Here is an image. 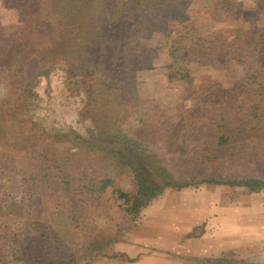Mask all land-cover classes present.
I'll use <instances>...</instances> for the list:
<instances>
[{
  "label": "trees",
  "instance_id": "1",
  "mask_svg": "<svg viewBox=\"0 0 264 264\" xmlns=\"http://www.w3.org/2000/svg\"><path fill=\"white\" fill-rule=\"evenodd\" d=\"M36 1L34 18L50 23L51 30L44 34L34 32L29 21L22 31L30 39L33 50L30 56L35 57L40 67L38 75L60 69L71 77L91 76L95 86L89 92V101L99 109L93 114L90 125L84 123L82 131L74 127L57 133L44 130L39 137L34 133L30 137L23 133V140L17 137V141L14 137L19 134L17 127L20 124L15 121L10 124L9 120L8 136L0 143V175L3 179L20 183L23 205L28 210L21 217L8 210L6 201L0 203V238L8 240L12 251L8 257L7 249L0 248V264L10 261L79 264L73 249L52 233V226L30 217L35 208L34 201L46 195L49 183L59 184L62 195L55 202L52 215L63 216L65 227L91 239L84 251L87 264L106 257L109 250L123 240L119 236L109 238L98 230V210L108 196L121 201V211L137 224L145 209L168 188L180 192L209 185L240 188L250 194L264 193V177L247 173L253 153L238 155L233 152V133H248L251 128L264 125V32L254 43L221 41L218 31L213 33L215 42L206 41L209 50L227 45L231 51L244 57L256 54L259 59L247 61L235 69V75L242 78L239 81L242 86L232 92L236 95L233 101H205L204 114L209 120L204 133L195 139L193 130L197 117L190 113L180 121L181 126L192 121L187 125L189 137L183 138L181 134L175 140L166 127L159 133H150L145 129V120H132L133 115L115 95L129 82L132 84L131 76L134 72L136 74L134 69L144 64L150 67L162 62L169 84L188 83L194 78L197 69H191L189 57L180 59L177 53L210 34L209 31L194 25L173 37L172 31L169 33L164 27L170 18L174 20L171 23H183L182 15L186 16V10L181 13L180 10L186 2L197 3L198 0ZM201 1L209 8L213 2L231 0ZM137 14L142 18L136 20L132 17ZM156 40L159 43L153 47ZM244 49L251 50L252 54ZM158 50L167 52L165 59L156 55ZM26 58L22 57L23 60ZM22 66L21 60L0 65V97L7 98L15 110L24 102L21 89L28 85ZM121 69L127 73L121 74ZM19 95V99H14ZM112 100V107H116L117 112H109ZM143 129L148 133H142ZM80 138L89 143L92 153L62 146ZM99 141H102L101 145ZM185 145L188 146L183 149ZM31 150L34 152L27 154ZM260 154L264 156V150ZM26 159L35 162V166H22L21 162ZM116 170L132 174L134 193L117 188L113 178ZM147 171L160 179L162 185L147 180ZM8 193L9 190H5L4 195ZM27 223L28 228L24 229ZM198 237L201 235L195 232L190 236ZM189 260L193 261L190 264H232L225 253L218 258Z\"/></svg>",
  "mask_w": 264,
  "mask_h": 264
},
{
  "label": "rangeland",
  "instance_id": "2",
  "mask_svg": "<svg viewBox=\"0 0 264 264\" xmlns=\"http://www.w3.org/2000/svg\"><path fill=\"white\" fill-rule=\"evenodd\" d=\"M36 11V0H0V65L21 60L22 70L28 79V85L21 89L24 102L20 103L17 110L12 108L7 98L0 97V143H3L8 136L9 120H11L10 124L15 122L20 124L19 127L16 126L19 134L14 137L17 141V137L23 140V133H27L28 137L32 133L39 137L44 130L57 133L60 130L65 131L67 127H74L82 131L84 123L90 125L91 120L94 119L93 114L99 109L89 101V92L95 86L91 76L71 77L60 69L38 75L40 67L38 68L35 57L30 56L33 52L30 39L22 31L30 21L32 31L41 34L50 32V23L34 18ZM183 11L186 14V16L182 15L183 23L180 25L171 23L173 19L170 18L167 21L168 25L164 27L169 33L172 31L173 37L180 31L184 33L189 28L195 27L194 25L210 33L191 45L183 47L177 53L180 59L189 57L191 69H197L194 78L188 83L169 84L165 79L166 69L162 62L158 66L150 67L144 64L139 69L132 68L136 70V74L134 72L131 76L132 84L129 82L124 89L121 88V92L115 95V98L119 99L125 109L133 115L132 120L137 122L141 119L145 120V129H149L150 133H159L166 127L171 138L175 140H178L181 134L183 138L189 137L187 133L190 129H187V125H190L192 121L188 124L186 122L183 126L180 125V121L190 113L196 114L197 117L196 127L193 130L195 139L198 134L204 133L205 124L209 120L204 114L205 101L207 102L208 99L220 102L233 101L236 95L232 92L242 86L239 83L242 78L239 74L235 75V69L247 61L259 59V55L256 54L250 55L249 58L244 57L242 54L231 51L227 45H219V48L209 50V44L206 41L215 42L213 33L218 31L221 34L219 35L221 41L228 39L229 43H254L261 39L264 32V0L213 2L209 8L204 7V1L198 0L197 3L186 2L180 13ZM195 15L198 16L194 17ZM132 17L138 20L142 18V15L137 14ZM158 43V40L154 41L153 47H157ZM244 51L252 54L249 49ZM165 54L167 55V52L156 51V55L160 58L165 59ZM23 56L27 58L23 60ZM123 70L121 69V74L127 73ZM19 98L20 95L14 97V99ZM112 106L113 100L109 112H117L116 107ZM145 129L142 133H148ZM233 136L234 153L238 155L253 153L247 173H256L264 177V156L260 154L264 150V125L251 128L248 133H233ZM98 143L101 145L102 141ZM62 146L87 154L93 152L89 143L81 138L75 142L70 140V143ZM187 146L185 145L183 149ZM179 149L180 146H178ZM34 150L28 151L27 154ZM228 150L224 152V156L227 155ZM4 160L6 161V158ZM21 163L22 166L29 164L35 166V162L27 159ZM113 178L116 179L117 188L130 194L134 193L135 185L131 173L126 170H116ZM146 179L157 185L163 183L150 171H147ZM208 186L203 185L192 189L197 193L192 196L190 194L185 196L183 191L179 193L168 188L157 199L158 204L154 206V209H160L157 210V213L161 211L160 218L145 220L144 213V218L137 224H134L121 211V201L108 196L98 210V230L109 238L119 236L123 237V240L114 245L106 257L97 258L89 264H190L193 261L189 259L221 257L223 253L213 256L215 255L213 249L220 246L228 249L224 253L226 259L232 264H236L234 261L245 264H264V193L250 194L247 190L232 189L227 186L228 192L220 194L208 192ZM5 190H9L6 195H4ZM230 192L233 196H230ZM23 197L20 183L3 179L0 175V203L3 202L2 200L6 201L8 210H13L22 217L28 210L23 205ZM61 197L60 185L49 183L46 195L34 201L35 208L30 217L44 225L52 226V233L62 238L76 253L78 263L87 264L84 251L91 242L90 237L68 226L65 227L63 216L52 215L55 202ZM194 199V215L199 212L201 202L212 204L226 202L228 209L232 205L233 212L228 211L232 217L229 221L233 222L231 224L228 221V226L234 229L231 240L228 239L226 242L225 237H221L219 233L216 234L223 227L215 228L212 225L210 228L208 224L194 228L193 233L201 235L195 240L185 242V237L174 242L169 237L163 236V233L170 232L180 237L189 231L185 225L184 213L179 210L175 213L169 212L167 208L172 202L186 205ZM214 207L215 205L212 209ZM217 209L222 212L221 205H218ZM148 211L149 208L146 214ZM223 215V221L226 222L224 212ZM196 222L195 219L194 225ZM27 228L28 223L24 229ZM2 247L7 249L5 252L10 257L12 254L10 244L7 239L4 240L1 237L0 248ZM7 264L21 263L10 261Z\"/></svg>",
  "mask_w": 264,
  "mask_h": 264
},
{
  "label": "crops",
  "instance_id": "3",
  "mask_svg": "<svg viewBox=\"0 0 264 264\" xmlns=\"http://www.w3.org/2000/svg\"><path fill=\"white\" fill-rule=\"evenodd\" d=\"M227 186H208V192H214V193H224L225 194L228 192L227 189H226ZM230 188V187H229ZM233 189V188H232ZM167 190V189H166ZM178 192V191H177ZM182 191H180L179 193H181ZM183 193H185V196L190 194L191 196L192 195H195L197 194L196 191H192V189H186V190H183ZM230 196H233V194H231L230 192ZM210 198V197H209ZM157 201V200H156ZM153 202V206L150 205L148 208H149V211L147 212L146 214V210L148 209H145L144 213H145V220H150L149 218L151 219H159L160 216H161V211L159 213H157V210H160V209H154V206H156V204H158V202ZM193 201L192 200L190 203H187L186 205H182L178 202H172V204H168V206L170 205V207H168L167 209L169 210V212H177L179 210V212H183L184 213V217H185V225H186V228H189V231L185 234H183V236H180V237H177L175 236L174 234L172 233H168V232H165L163 233V236L165 237H169L170 240H173L174 242L175 241H178L179 239H184L185 237V242L186 241H191V240H195V239H198V238H190L191 234H193V231H194V228L196 226H203V225H206L208 224L209 227L211 228V226L213 225L215 228H220V227H223L220 232H216V234L219 233V235L221 237H225L224 240L227 242L228 239H232L233 238V235H234V229L233 227H229L228 226V221L229 219L232 220V217H230V213L229 212H233V208H232V205L230 206V208L228 209V205L227 203H215V204H212L210 202H201V208L199 209V212L197 214L194 215V205H193ZM215 205V207L212 209V206ZM218 205H221L222 207V212L218 211L217 209V206ZM161 208V207H160ZM170 208V209H169ZM164 212V211H162ZM223 212L225 213V220L226 222L223 221V218H224V215H223ZM144 213L141 217V219L139 220V222H141V220L144 218ZM196 219V225H194V221ZM230 222V221H229ZM231 224H233V222H230ZM242 233H243V230H242ZM157 235V234H156ZM248 235H249V232H248ZM181 242V241H179ZM228 249L227 248H223V247H215V249H213V251L215 252L213 256H218L219 253H224L226 252Z\"/></svg>",
  "mask_w": 264,
  "mask_h": 264
}]
</instances>
